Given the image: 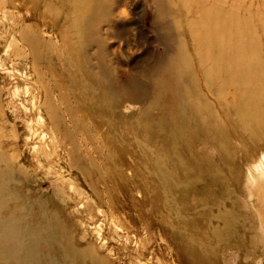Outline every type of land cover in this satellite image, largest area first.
<instances>
[{"label":"rangeland","instance_id":"1","mask_svg":"<svg viewBox=\"0 0 264 264\" xmlns=\"http://www.w3.org/2000/svg\"><path fill=\"white\" fill-rule=\"evenodd\" d=\"M72 1L14 0L11 7L13 0H0V138L16 145L0 153L26 169L7 175L9 157L0 160V217L13 214L35 228L40 211L53 214L66 233L85 231L95 247L99 237L116 253L127 244L133 255H123L125 264H182L160 240L146 247L144 260L134 257L149 232L167 234L162 224L172 231L171 245L187 238L191 251L208 250L201 264H264V0H84L82 14L63 9ZM208 12L217 18V44L236 49L238 73L223 49L215 56L200 47ZM171 66L189 68L191 99L208 104L202 113L210 117L195 125L191 145L154 125L173 118L172 93L189 91L186 76L179 87L167 80ZM36 73L59 106L53 114L72 134L69 142L49 125L42 132ZM233 83L253 89L240 97L253 99L251 112L238 115L241 102L222 94ZM155 84L169 96L155 95ZM56 155L60 161L51 162ZM207 169L217 170L214 177ZM226 222L231 229L218 243L212 232L221 234ZM108 250L103 254L115 259Z\"/></svg>","mask_w":264,"mask_h":264},{"label":"bare ground","instance_id":"2","mask_svg":"<svg viewBox=\"0 0 264 264\" xmlns=\"http://www.w3.org/2000/svg\"><path fill=\"white\" fill-rule=\"evenodd\" d=\"M82 2L84 0H73L72 2H69V6H65L63 9L67 10H73L74 12L78 14L82 13H88V11H85L84 6L82 5ZM16 4L13 3L11 7H14ZM218 6V5H217ZM214 11L218 12L219 8H215ZM206 25L204 26V30L202 32V40L200 42V47H203L204 50H210L212 49V52L215 56L220 55L219 48L222 51L223 46H220L217 44L219 37L216 38L218 26L216 24L217 18L209 12L206 14L205 17ZM72 28L76 27V22H73L71 25ZM75 29V28H74ZM211 29V30H210ZM214 37V38H213ZM26 46H28L31 51L35 53L33 50V43L26 38L24 39ZM214 46V47H213ZM224 50V49H223ZM224 54L226 55L225 58L230 61L229 67L234 70V73L239 72V68L242 67L240 64L235 61L236 67L231 63H233V59H236V49L233 48L232 50H224ZM34 62L36 63L38 58L34 57ZM215 61H217V58L215 57ZM39 62V61H38ZM216 63V64H215ZM215 65H218V62H215ZM220 65V64H219ZM235 67V68H234ZM184 71L183 73H181ZM228 71V70H227ZM188 69L183 70H174V67H170L168 79H172L174 82L177 83L178 87L181 85V80L186 76L188 80V87L189 91L185 94L184 91L181 90L176 93H172L170 95L171 100L173 103H171L172 106H174V110L172 112V117L170 121L163 122L162 120L156 122L154 125L157 127H160V133H163L167 135L168 138H177L178 141H183L187 145L193 144V142L198 138L196 135H194V128L195 125L198 123H205V120L210 117V115L206 116L203 111V106L207 103L202 99L196 104L191 99V93L194 91V81L191 76V74L188 73ZM228 74H224L225 80H229L230 76ZM237 75V74H236ZM37 80L39 81V84L41 85V92L44 96V101L41 104L40 111L42 114H44L45 117V123L43 125V131L46 130L50 126L51 131H54L56 133L63 132L66 141L69 142L72 139V134L67 131L68 129L64 126L63 120L61 117L55 116L53 114V107L57 108L59 106L55 104H51L48 99V87H46L45 84H43V81L41 79V76L39 73H36ZM243 77L241 80H247V77L245 75L241 76ZM165 79V78H164ZM236 79L235 81L238 82L239 77L233 78ZM166 81V80H165ZM227 82V81H226ZM240 83V82H239ZM208 84V82H207ZM48 85V84H47ZM159 84L156 87L155 95L159 96H167V91L164 86V84ZM220 88L222 87L219 85ZM224 88H226L224 86ZM223 90V88H222ZM252 94L253 89H244L241 87L240 84L233 83V85L229 86V89H224L222 94H226V97L228 99H231L229 97L231 94L239 100L241 103H238V115L240 114V108L242 109H248L249 112L253 110V99L247 100V102L243 103V100H240V97L243 94ZM169 96V95H168ZM233 101V100H232ZM229 102V101H228ZM235 102V101H234ZM232 102V105H236ZM181 106V107H178ZM163 107H167L163 105ZM178 108L180 109V112L183 114L179 115ZM6 116V115H5ZM49 125V126H48ZM74 126V124H73ZM82 129V128H81ZM60 130V131H59ZM159 131V129H157ZM16 138V137H15ZM0 138V147H9V150H14L16 145L13 143H2ZM61 147L65 146V143L60 140ZM6 144V145H5ZM60 147V146H59ZM190 147V146H189ZM7 157H9V162L7 163L8 169L5 174H24L26 169L22 166H19L18 164H15L14 157H11L7 155V153L2 152L0 153V160L4 161ZM194 157V155H192ZM154 159V161L159 160L160 158L153 156L151 157V160ZM176 159V165H179L182 167L183 171L185 173H190V170H185L183 166V162H180L178 158ZM60 161V158L56 155L51 162L58 163ZM76 169L78 170H84L82 167L76 165L75 163L72 164ZM81 165V164H80ZM264 167V165H261L259 163V168ZM217 170H214L212 174H206L210 172V170H205L204 175H209V178L214 177V174H216ZM83 172V171H82ZM4 173V172H3ZM203 173L202 170L199 169L198 176ZM2 174V173H1ZM28 176V175H27ZM26 176V177H27ZM29 178V176L27 177ZM29 181V180H27ZM3 185L0 186V209H2V206H4V199L6 196L2 192ZM30 196H34L33 193H30ZM97 196V193H95ZM108 207V206H107ZM5 208V207H4ZM150 209V208H149ZM157 211V216L159 219L161 218V213L159 212L160 209H155V213ZM165 211H167V208H165ZM39 217H37V223L34 225L35 228H28L27 225H23L18 223L16 218L13 216V214L9 215L8 217H0V259L1 261H5L8 258L10 259L8 262L10 264H120L121 262L123 264L127 263V259L123 257V255L126 256H132L127 251L126 245H122V249H119L118 252H114L113 249L106 248L108 243L104 242V238H98V242L102 243L99 244V246H96L91 243V241H87V235L85 234V231H83L84 234H81L79 237L71 236L62 228L59 227V223L55 219L56 217L52 214H48L46 212H39ZM57 220V219H56ZM157 218V222H158ZM35 223V221H34ZM93 223V222H92ZM90 223L89 225H91ZM227 224L224 225L223 229L221 230V234H218L215 230L214 233L212 232L213 238L218 242L224 241L226 238L225 234H228L227 232L230 231L232 223L226 222ZM27 224V222H26ZM147 221L143 224V231L148 232L149 226H147ZM165 227V230L167 234L161 233V235H158L159 237L156 238L153 232H149L146 239L139 240L140 245V251L134 252V257L139 260H144V250L146 247L151 246L152 242L155 240H160L162 242H165L166 248L169 250L170 256H172L173 260L177 261L178 263L182 264H201L205 261L206 257L204 256L206 251L204 250L201 253L194 252V250L191 251L189 249V241H187V238H183V242L186 244L175 245L174 243L171 245L167 242L170 237H173L171 234V230L168 226V224H162ZM22 226V227H21ZM123 226V225H122ZM158 226L162 229L161 224L159 223ZM8 229L12 231L14 234H9ZM170 231H169V230ZM148 230V231H147ZM163 230V229H162ZM65 231V232H64ZM130 234H134L135 236L138 235L137 231L134 229L127 230ZM128 234L126 233V239L125 242H129ZM174 246V247H173ZM188 247V249H187ZM98 248V249H97ZM108 250V253H113L115 255V259H111L107 254H103L104 251ZM210 253V252H209ZM211 255V253H210ZM125 256V257H126ZM181 256H185L186 260L183 259ZM129 263H131L129 261Z\"/></svg>","mask_w":264,"mask_h":264}]
</instances>
